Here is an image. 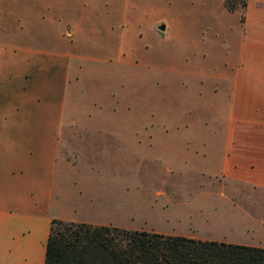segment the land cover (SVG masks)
<instances>
[{"label":"crops","instance_id":"obj_1","mask_svg":"<svg viewBox=\"0 0 264 264\" xmlns=\"http://www.w3.org/2000/svg\"><path fill=\"white\" fill-rule=\"evenodd\" d=\"M71 1L67 22L61 0H0V264H44L52 219L264 248V198L242 190H264V0H242V21L224 0L176 18L170 40L221 47L192 66L202 107L158 74L125 90L149 31Z\"/></svg>","mask_w":264,"mask_h":264},{"label":"rangeland","instance_id":"obj_2","mask_svg":"<svg viewBox=\"0 0 264 264\" xmlns=\"http://www.w3.org/2000/svg\"><path fill=\"white\" fill-rule=\"evenodd\" d=\"M84 6L89 8V11L83 14V17H88V21L93 18V15L90 14V8H98L103 3L106 2L111 5L114 10L111 12L109 10V17L106 20L104 16H97V22H107V23H122L123 9L129 8L130 11H133L131 15L127 13V18L124 22H129L131 20L132 23L137 24V29L139 30L136 34V39H140L142 36V32L149 31L148 36L146 35V39L148 44H143L139 42L138 47L135 48L134 54L131 56V63L128 67H115L116 70L118 68L123 69L126 74H129V78L125 80L123 83L125 90H129L132 92H136L134 90L140 89L143 90V80L144 74L150 76V74H157L162 76L163 78L169 79V82H172L171 85H167L164 87V96H168L171 92L175 93L180 91L185 95L187 92L189 94L191 91H194L195 95V104L201 103V107L203 104L209 103L208 101L211 98L209 96V80L201 79L197 80L190 74L193 71L192 66L195 62H202L204 65L213 66L221 57L222 51L221 47L217 45H207L202 42L199 44L198 50L193 49L191 40H183L182 38H174L177 30L175 29L176 18L182 17L181 21L186 22V20H190V18L194 14L192 12V8H196L198 19L197 23H202V13H204V8L207 7L206 3L203 0H83ZM62 9L66 13L63 18H66L67 22H72L74 20V10L76 9V4L71 0H61ZM224 8L228 12L238 11L240 12V21L243 20V4L241 1H226L224 0ZM92 12V11H91ZM181 14V15H178ZM137 20L135 22L134 20ZM95 20V21H96ZM166 23L169 26V30L165 35H160L158 32H152V26H155L158 23ZM143 25V27H142ZM202 29V26L200 27ZM144 30V31H142ZM141 31V34L139 32ZM203 32V30L201 31ZM200 32V33H201ZM199 34V32H195ZM201 36V34L199 35ZM144 37V38H145ZM203 37H201L202 39ZM170 40L164 43H161L160 40ZM200 39V38H199ZM173 62V63H172ZM189 74H188V73ZM140 80V81H139ZM175 85H174V83ZM199 82H203L202 85ZM212 82V81H211ZM213 83V82H212ZM150 84H153L152 81H147L146 87H152ZM117 85V82H116ZM115 85V87H116ZM171 89V90H170ZM198 92H201L202 95H197ZM219 96V106L223 110L227 103L226 92L220 89L217 92ZM134 100V99H133ZM168 100L164 103V107ZM218 103V101L216 102ZM197 112V111H196ZM197 116V115H196ZM196 181L199 180L197 177ZM234 187L233 185H231ZM238 189V186L235 187ZM240 189V188H239ZM245 191V196L248 195L251 198H264V190H247ZM247 191V192H246ZM205 195H201L199 198H202ZM247 196V197H248ZM136 223V222H135ZM119 228V227H118Z\"/></svg>","mask_w":264,"mask_h":264},{"label":"trees","instance_id":"obj_3","mask_svg":"<svg viewBox=\"0 0 264 264\" xmlns=\"http://www.w3.org/2000/svg\"><path fill=\"white\" fill-rule=\"evenodd\" d=\"M44 264H264V248L52 219Z\"/></svg>","mask_w":264,"mask_h":264},{"label":"water","instance_id":"obj_4","mask_svg":"<svg viewBox=\"0 0 264 264\" xmlns=\"http://www.w3.org/2000/svg\"><path fill=\"white\" fill-rule=\"evenodd\" d=\"M161 28H163V26H161Z\"/></svg>","mask_w":264,"mask_h":264}]
</instances>
